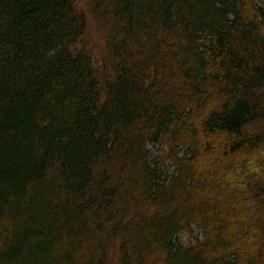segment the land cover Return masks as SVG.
<instances>
[{"label":"trees","instance_id":"16d2710c","mask_svg":"<svg viewBox=\"0 0 264 264\" xmlns=\"http://www.w3.org/2000/svg\"><path fill=\"white\" fill-rule=\"evenodd\" d=\"M0 264H264V0H0Z\"/></svg>","mask_w":264,"mask_h":264},{"label":"rangeland","instance_id":"374dc122","mask_svg":"<svg viewBox=\"0 0 264 264\" xmlns=\"http://www.w3.org/2000/svg\"><path fill=\"white\" fill-rule=\"evenodd\" d=\"M80 1L82 3H84V5H85L87 0H80ZM88 1H90V0H88ZM101 32H102L101 25L98 23V26H97V24L95 23L93 26V30L91 32V35L96 40L98 45L99 44L101 45L103 43V40H104V38L101 37ZM178 147H179L178 156L183 157L184 152L186 151L187 147L182 146V145H179ZM146 148L148 149V152H149V155H150L152 162L159 164L160 169H162V171H164V173L167 172L166 174H171V175L174 173L175 165H173V163L175 161L169 156V154L171 153V147H170V144L168 142L157 143V142L152 141L146 145ZM161 160H164V161L161 162ZM192 230H193L194 234L197 235L201 241L205 240L204 232L202 229H200L196 226H193ZM184 236H185L187 241L194 238V237H191L188 233H183L182 237H184Z\"/></svg>","mask_w":264,"mask_h":264}]
</instances>
